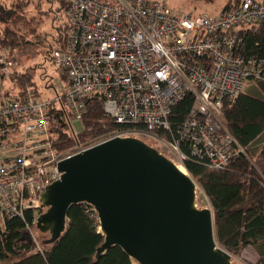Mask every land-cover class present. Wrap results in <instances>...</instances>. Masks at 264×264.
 <instances>
[{
	"label": "built area",
	"instance_id": "1",
	"mask_svg": "<svg viewBox=\"0 0 264 264\" xmlns=\"http://www.w3.org/2000/svg\"><path fill=\"white\" fill-rule=\"evenodd\" d=\"M52 1H65L68 24L64 46L52 54L66 78L54 99L33 86L20 96L5 91L3 82L14 80L19 64L11 47L0 50V218L36 210L27 227L37 240L32 226L40 195L62 178L59 163L109 137L153 138L183 168L193 161L222 170L248 156L249 146L225 124L223 108L250 82L264 81V57L246 53L247 34L264 23V3L241 0L237 8L194 14L168 0ZM189 94L192 106L177 124L174 107ZM94 95L128 128L59 150L55 127L76 135L64 129L66 121H82Z\"/></svg>",
	"mask_w": 264,
	"mask_h": 264
},
{
	"label": "trees",
	"instance_id": "2",
	"mask_svg": "<svg viewBox=\"0 0 264 264\" xmlns=\"http://www.w3.org/2000/svg\"><path fill=\"white\" fill-rule=\"evenodd\" d=\"M200 1L212 3L216 0ZM240 1L227 0L223 9L237 8ZM257 1L264 3V0ZM51 2L55 4L52 7L54 18L62 19L65 1ZM23 10L25 6L21 1L12 6L0 0V21L17 24L22 20L26 24L28 21L21 15ZM57 31L55 44L51 43L47 56L50 60L53 50L64 46L67 22L58 24ZM21 36L19 31L6 24L0 33V50L11 47L13 53L16 52L21 45ZM246 53L264 57V23L247 34ZM12 78L19 88L17 96L23 95L29 86L38 90L28 73L17 71ZM249 86L251 91L245 90L234 103L226 100L223 108L225 124L242 145L249 146L248 156H240L222 170L209 169L193 161L187 162L185 167L211 201L219 244L231 254L253 247L259 255L258 264H264V171L261 174L253 163L257 156L264 160V81H252ZM87 101L81 131L74 135L60 126L55 127L53 141L59 150L70 149L77 141H94L128 128L105 112L104 101L98 96ZM192 102L193 97L189 94L174 107L171 118L175 123L185 119ZM259 143L261 145H257ZM92 207L88 203L73 204L65 232L52 243H45L47 238L34 240L28 232L27 226L32 223L36 210H25L24 217L0 218V264H138L116 245L96 257L105 236L98 219L93 216ZM39 210L43 211L42 208ZM32 228L37 233L35 224Z\"/></svg>",
	"mask_w": 264,
	"mask_h": 264
},
{
	"label": "water",
	"instance_id": "3",
	"mask_svg": "<svg viewBox=\"0 0 264 264\" xmlns=\"http://www.w3.org/2000/svg\"><path fill=\"white\" fill-rule=\"evenodd\" d=\"M59 168L62 178L40 195L45 243L60 239L73 204L88 203L105 236L97 258L116 245L138 264H234L216 239L213 209L197 203V181L143 138L100 140Z\"/></svg>",
	"mask_w": 264,
	"mask_h": 264
},
{
	"label": "rangeland",
	"instance_id": "4",
	"mask_svg": "<svg viewBox=\"0 0 264 264\" xmlns=\"http://www.w3.org/2000/svg\"><path fill=\"white\" fill-rule=\"evenodd\" d=\"M17 1H21L25 6V10L21 12V15H24V18L28 22L23 24L24 22L21 20L19 23L13 24V21L6 23L0 21V33L6 28V24L11 25L21 33V45L14 52L19 64L16 72L30 74L31 78L35 81L40 96L54 99L57 92H60L65 85L66 78L62 69L57 67L47 56L51 49V43L55 44V38L58 35L57 26L63 23L65 18H54L55 11H52V7L55 4L51 2L52 0H5L6 3L12 6ZM226 1L216 0L215 2L207 3L200 0H168V3L178 11H190L194 14H216L223 10ZM48 83L50 86L47 85ZM250 86L248 85L246 91L250 90ZM3 87L5 91H7L8 87L12 88V92L18 91V86L12 79L5 80ZM64 129L66 131L74 130L79 132L82 130V122L71 120L69 123L66 121ZM110 134H107V136ZM142 138L147 139L146 141L150 145L156 147L160 152L173 160L172 153L160 142L153 138ZM257 145H261V143ZM253 163L262 174L264 171V160L260 156H257L253 159ZM197 203L201 207L212 208L209 197L199 185L197 188ZM35 234L37 241L49 237L48 233H41L38 229ZM232 260L234 264H258L259 255L253 247L249 246L243 248L238 254H232Z\"/></svg>",
	"mask_w": 264,
	"mask_h": 264
}]
</instances>
